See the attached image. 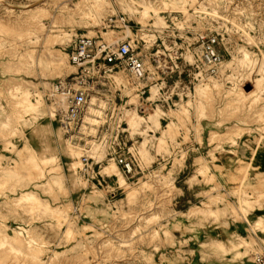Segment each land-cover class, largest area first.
Wrapping results in <instances>:
<instances>
[{
    "label": "rangeland",
    "instance_id": "1",
    "mask_svg": "<svg viewBox=\"0 0 264 264\" xmlns=\"http://www.w3.org/2000/svg\"><path fill=\"white\" fill-rule=\"evenodd\" d=\"M79 36L129 42L144 78L70 66ZM81 73L94 111L65 132L49 86ZM239 146L264 150V0H0V264H182L184 210L220 224L264 205L247 162L221 182Z\"/></svg>",
    "mask_w": 264,
    "mask_h": 264
},
{
    "label": "crops",
    "instance_id": "2",
    "mask_svg": "<svg viewBox=\"0 0 264 264\" xmlns=\"http://www.w3.org/2000/svg\"><path fill=\"white\" fill-rule=\"evenodd\" d=\"M223 161L224 165L227 167L226 170H224L225 175H223L226 179L224 181L221 180V182H225L227 191L235 189L233 180L241 177L239 170L236 168L239 161L247 162L251 166V172L248 175L250 185L258 189L263 187L264 191V150L251 153L243 146H239L235 149L230 148L225 152ZM201 186L202 185L199 183L194 184L192 187L195 199L200 198V194L208 190H203ZM187 212L188 209L184 210L181 223H179L182 230L179 232L178 242L183 244V254H186V261L182 264L216 263L217 256L220 254L211 253L210 243L208 247H203L207 245L206 242L208 240H216L217 243L222 244L227 252L225 254V260L229 264H251L249 257H251L252 254L250 253L252 251H260V253H254V256L260 255L264 258V227L263 229H253L260 221L264 224V205L244 215L237 211L239 219H235L234 215L230 211H227L226 214L228 216L221 221L220 224L215 223L211 218H208V221H201L196 217L190 220L186 216ZM249 238L252 239L255 244L252 250L247 251L248 255L243 254V249L234 248V245L240 240L247 241Z\"/></svg>",
    "mask_w": 264,
    "mask_h": 264
},
{
    "label": "built area",
    "instance_id": "3",
    "mask_svg": "<svg viewBox=\"0 0 264 264\" xmlns=\"http://www.w3.org/2000/svg\"><path fill=\"white\" fill-rule=\"evenodd\" d=\"M215 44L214 38H208L206 41L204 59L208 64L219 62L214 50ZM66 56L70 66L82 69L87 74H89L88 70L94 75L101 71L106 73L122 69L133 82L141 81L145 75L144 61L134 53L130 43L125 41L110 44L102 39L79 36L72 42ZM83 80L84 76L81 73L79 77L70 80L67 78L55 80L49 86L50 94L61 97V108L58 105L59 123L65 132L72 131L89 110L90 91L81 84ZM113 161L123 174L131 172V163L126 159L116 157ZM81 164L85 172L90 169L86 157L81 158ZM253 264H264V258L256 255Z\"/></svg>",
    "mask_w": 264,
    "mask_h": 264
},
{
    "label": "bare ground",
    "instance_id": "4",
    "mask_svg": "<svg viewBox=\"0 0 264 264\" xmlns=\"http://www.w3.org/2000/svg\"><path fill=\"white\" fill-rule=\"evenodd\" d=\"M182 1V0H181ZM166 4L167 3H164V1L162 2V5H164V6H166ZM164 6H163V8H164ZM172 9H173V7H172ZM78 10V9H77ZM164 10V9H163ZM75 11V10H74ZM159 11V10H158ZM180 11V10H179ZM94 12V11H93ZM93 12H91V13H93ZM126 12H127V14H132L133 13V10H132V8L131 7H128L127 8V10H126ZM184 12V11H183ZM186 12V11H185ZM236 26V25H235ZM239 29V28H238ZM246 35V34H245ZM247 56V55H246ZM246 56H245V59H246ZM247 58L249 59V57L247 56ZM25 94V93H24ZM94 110H91L90 108H89V110H88V112L87 113H92ZM94 115V114H93ZM105 118H106V115L104 114V113H101V112H97L96 111V120H94V121H96L97 122V124L98 123H101V122H103L104 120H105ZM119 182L121 183V184H123L122 182H123V179H119ZM33 203V202H32ZM21 208V207H20ZM260 223H261V221H260ZM262 224V223H261ZM262 226V225H261ZM261 226H260V228H261ZM254 227H256V226H254ZM258 228H259V225H258ZM255 229H257V228H255ZM262 229H263V227H262ZM234 247L236 248V247H243L244 249H246V248H248V247H250V243H248V242H246V241H243V240H241V242H239L238 244H236V245H234ZM237 248V249H238ZM30 262V261H29Z\"/></svg>",
    "mask_w": 264,
    "mask_h": 264
}]
</instances>
